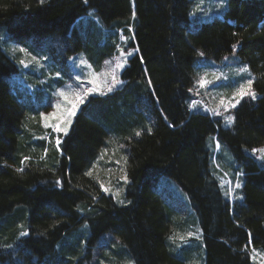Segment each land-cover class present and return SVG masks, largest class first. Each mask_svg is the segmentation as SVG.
I'll return each instance as SVG.
<instances>
[{
	"label": "trees",
	"instance_id": "16d2710c",
	"mask_svg": "<svg viewBox=\"0 0 264 264\" xmlns=\"http://www.w3.org/2000/svg\"><path fill=\"white\" fill-rule=\"evenodd\" d=\"M190 7L189 0H0V264H80L108 232L119 244L104 249L97 264H191V253L175 249L169 239L186 231L191 217L202 231L204 264H253L249 250H264V168L244 152L264 144V0H227L221 17L194 26ZM90 10L99 23L89 18ZM131 21V47L140 51L121 73L123 87L81 107L61 156L53 143L37 139L46 132L39 113L46 109L50 82L56 83L30 80L20 72L21 54L9 46L47 58L51 73L64 72L65 57L79 51L98 67L113 52L116 31L127 34ZM56 41L62 58L53 55ZM238 41L257 99L244 98L233 124L223 127L218 118L188 108V89L194 87L199 52L220 60ZM149 78L155 95L147 88ZM213 136L243 167L244 201L233 208L212 166ZM106 149L121 162V172L114 162L93 168ZM23 156L31 160L18 173ZM124 171L129 185L119 181ZM58 177L62 187L53 184ZM109 178L121 186L124 204L100 189ZM159 179V186L173 181L180 187L194 217L166 203L154 188ZM22 230L29 235L17 240ZM8 244L13 248L3 247Z\"/></svg>",
	"mask_w": 264,
	"mask_h": 264
},
{
	"label": "rangeland",
	"instance_id": "374dc122",
	"mask_svg": "<svg viewBox=\"0 0 264 264\" xmlns=\"http://www.w3.org/2000/svg\"><path fill=\"white\" fill-rule=\"evenodd\" d=\"M191 2V7H190V12H196L197 14L195 16H190V23L194 26L195 24L199 23H205L209 22L212 20L213 17H221L223 12L225 11L226 7L223 9H217L216 4L218 3V0H203V4L201 5V11L197 12V9L195 7L196 4L200 3V0H189ZM227 3V2H226ZM203 13H208L207 16H204ZM218 13V14H217ZM96 16V15H95ZM133 17V16H132ZM84 18V17H83ZM91 20L95 21L91 17H89ZM99 20V19H98ZM96 22V21H95ZM97 23V22H96ZM131 29V30H129ZM132 26V21L127 27V34H124L122 30H118L117 32V37L113 36L115 38V45L113 47V52L111 53L110 56H108L106 59L102 61L100 66L96 67L93 65V63L88 60L87 56L82 52H75L72 54H68L65 57L64 60V68L65 71L63 72V69L61 70H56L55 73H51L48 69V66L46 64L47 59H41L40 56L32 55L28 52H20L19 48L22 46H17V45H11L9 46V50L13 51L12 53L17 54L18 52L21 54L20 55V60H24L26 63H29L28 68H23L19 64L20 72H24V75H26L30 80H32L34 83L45 86L46 81H51V78L54 79L56 84H53L52 81L50 82L52 84L51 89H50V97H48V94H46V100L51 99L53 103L56 102L57 99H59L56 96H53L52 93H54L57 89H63L65 92L69 93V98H73L71 93L76 92L77 89V82L75 81V75L76 72L80 71L79 69H73L72 68V61H70L68 58L72 57L77 64H79L80 59H85L89 64L92 65L91 69L84 68L83 72L89 73V75L85 78L82 76V79L85 80V87H90L92 85L87 84L88 79H92L93 76L91 73H106L111 70V68L114 66L116 63V60L114 57L119 55V52L116 49V45L119 44L121 48H123L125 51H127L131 47V41L132 39H129V42L127 44H124L123 41L119 39L120 35H124L125 37L131 38L133 36L132 32H134ZM115 35V32H114ZM2 41V40H1ZM55 45H50L52 48H55L53 51V55L56 56L57 58H62L65 56L63 48L61 47L60 43L56 41L54 43ZM55 46V47H54ZM13 54V55H14ZM32 56H36L38 60H40V64L37 65L34 61H32ZM227 57V59H225ZM130 58V57H129ZM128 58V59H129ZM105 61H110L109 64H106ZM128 64V63H127ZM195 74H194V83L196 80L203 78L206 81H212V84H209L207 87H203L199 89V93L197 94L195 89L193 91V99L196 100L197 102H203L202 106L199 107V110L205 113H208L211 117L213 118H218L221 121V124L223 127H228L225 126L223 116H212L210 112H206L205 108L207 109H218L221 112H224L223 107H220V102L221 98L223 97L225 102H227L229 99L232 98L233 92L239 87L241 83H244L247 79H251L254 77L252 74L251 70L249 69L248 73H240L237 75L236 73L240 68H242L244 65H247L246 62H244L239 55L237 54V50L235 52H232L225 55L222 57L220 60H213L210 58L206 57H200L197 56L196 58V63H195ZM248 66V65H247ZM27 70H31V72H27ZM61 73V78H57L55 76L56 72ZM123 69L120 70V79L121 78V73ZM250 73V74H249ZM218 78V79H217ZM38 79V80H37ZM105 79L103 75L99 77L98 82H102ZM110 79V77H108ZM30 84V83H29ZM124 84V83H123ZM123 84L118 86L117 89L112 92L108 93L107 95H112L114 94L119 88L123 87ZM216 85V86H213ZM29 86V85H28ZM253 87V86H252ZM194 88V87H193ZM192 93V92H191ZM106 95V96H107ZM92 97H102L99 95L92 96ZM244 98H249V97H244ZM243 98V99H244ZM91 97H89V100ZM241 99L240 102L243 100ZM86 101L85 103H87ZM192 102V101H191ZM234 102V101H233ZM46 103V101H45ZM44 103V104H45ZM83 105H81L82 107ZM238 106V105H237ZM236 106V107H237ZM46 108L45 110L41 112H50L52 111L51 107H44L43 109ZM235 108H230L227 112H224V115H231L233 116V111ZM81 110V108L79 109ZM78 110V111H79ZM193 110V109H191ZM77 111V112H78ZM234 117V116H233ZM74 118V117H73ZM42 127L43 124L41 123ZM44 130H46L45 134L50 132L51 129H46L43 127ZM44 134V135H45ZM43 135V136H44ZM63 135V134H61ZM215 137L213 140L212 138ZM211 138L212 140V148H211V161H212V166L215 170V175L216 178L219 182V186L221 189V192L223 196L230 201L231 208L237 205H241L244 201V196H243V179H244V172H243V167L232 157V155L229 153V151L224 147L222 144H220V148L217 149L216 143L218 140L216 139V136H213ZM52 143L54 144V138H52ZM264 147V144L255 147L257 149ZM110 149V148H109ZM253 149V148H252ZM245 154L250 156L260 167L264 168V160L259 159L258 157L261 155L259 152H257L255 155L251 153V149H245L244 150ZM102 151L98 155L101 156ZM113 151H110L106 149L103 155V159L100 160H95L94 164L98 165L99 162L103 161L104 163H108L107 165L110 166L112 162H114L113 166L116 171H120L122 169V164L119 162V160H112L113 158L111 157ZM216 165H219L217 167ZM237 172H242L243 175L239 178L241 182V187L239 189H236L233 193V197H242V199H230L226 193L228 192L229 186L234 187L235 183L237 182V178L235 176V173ZM121 175V173H120ZM119 175V176H120ZM117 176V177H119ZM109 177V176H108ZM120 181V180H119ZM118 180L116 182H119ZM161 179L156 180L155 182L157 183L154 185L155 190L160 193V196L165 199L166 203L175 211L183 214V215H188L189 216H195L192 208L190 207L189 201L186 198L185 194L183 191L180 189V187L174 183L173 181L169 182L168 186H159L158 184L160 183ZM167 181V180H166ZM110 178L107 180L106 187H109L111 189V192H115L117 189H121V186L118 183H113ZM121 182V181H120ZM230 182V183H229ZM107 193V194H111ZM192 217L190 218V221L186 224L189 223L188 228L184 232H174V234L170 235L172 239L176 243H174V248L177 250H183L187 249L191 255L189 257L192 259L193 264H204L202 263V257L205 255V248L203 244V235L202 231L200 229V226L198 223L196 225H191ZM197 222V221H196ZM192 232L194 235L193 236H188V233ZM183 236L185 239L183 241L180 240V237ZM114 244H119V239L112 233L108 232L100 236L99 240L97 241V245L91 250L90 255L88 258L82 257L80 259V264H97L99 256L102 254L104 249H107L108 246ZM201 249V250H200ZM203 249V253H202ZM198 250H200V254L198 253ZM253 248L249 250V257L250 260L253 264H264V250H258L256 249V252L253 253ZM188 256V255H187ZM201 258H200V257ZM200 258V260H199ZM191 263V264H192Z\"/></svg>",
	"mask_w": 264,
	"mask_h": 264
},
{
	"label": "snow or ice",
	"instance_id": "6c2138e0",
	"mask_svg": "<svg viewBox=\"0 0 264 264\" xmlns=\"http://www.w3.org/2000/svg\"><path fill=\"white\" fill-rule=\"evenodd\" d=\"M226 2L227 0H218V3L216 4L217 9H223L226 7ZM39 3L43 5L45 3V0H39ZM84 3L87 4L88 0H84ZM203 4V0H200L199 4H196L195 7L197 9V12L201 11V5ZM197 13L196 12H189L188 15L190 16H195ZM218 14V13H217ZM204 16H207L208 13H203ZM88 16L91 17L92 19L96 20L97 23H99L98 18L95 16V11L90 10L88 13ZM133 18H135L136 13L133 11L132 13ZM131 30V29H129ZM2 38V37H0ZM119 39L124 42V44H127L129 42V39L134 40L135 36H132L131 38L125 37L124 35H120ZM239 41L236 44L232 45V50L235 52L238 48ZM116 49L119 52V55L114 57L116 60V63L114 66L111 68L109 72L106 73H91L93 76L92 79L87 80V84L92 85L90 87H85V80L82 79L83 77H87L89 73L83 72L84 68L91 69L92 65L87 62L85 59H80L79 64L76 63V61L72 58L69 57L68 59L72 61V68L79 69L80 71L76 72L75 75V81L77 82V91L74 93H71L73 98H69V93L65 92L63 89H57L54 93H52L53 96L58 97L59 99L56 100L55 103L52 102L51 99H47L46 103L42 106L44 107H51L52 111L50 112H40L39 117H40V123L43 124V127L46 129H51L50 132L46 133L44 136L38 137L37 139L39 140H47L49 144H52V138H54V148L56 151L60 152L61 156L63 155L62 151V143L63 139L69 134L70 127L73 123V117L76 116L77 111L81 108V105H84L86 101L89 103L91 102L89 100V97L92 96H106L108 93L114 92L118 86L122 85L124 81H122L120 77V70L124 69L128 63V58L133 57L135 53H138L140 51L139 48H130L127 51H125L123 48L120 47L119 44L116 45ZM19 51L24 53L27 52V49L20 47ZM198 56L203 57L204 53L199 52ZM41 59H47V58H41ZM227 59V57H225ZM32 61H34L37 65L40 64V60L37 59L36 56H32ZM23 68H28L29 63H26L24 60H20L18 62ZM106 64H109L110 61H105ZM140 63L143 64L144 60L143 57H140ZM249 69L247 65H244L242 68L238 70L236 73L239 75L240 73H248ZM250 74V73H249ZM103 75L105 79L102 82H98L99 77ZM145 75H147V69H145ZM55 76L57 78H61V73L58 71L56 72ZM110 77V79H108ZM218 79V78H217ZM255 77L251 79H247L244 81V83H241L239 87L233 92L232 98L229 99L227 102H225L224 98H221L220 102V107H223L224 112H227L230 108H236V106L240 103V100L243 99L244 97H250L252 100L257 99V93L253 89V81ZM209 84H212V81H206L203 78H200L195 81L194 83V88H189L188 92H193L194 89L196 93H199V89L203 87H207ZM216 86V85H213ZM147 88L148 89H153L152 94L155 95L154 92V86L152 84V80L149 78L147 80ZM234 101V102H233ZM202 101L197 102L196 100H192L191 103L188 104L189 109L193 110H199V107L202 106ZM206 112H210L212 116H223L224 124L225 126L230 127L233 122H234V117L231 115H224V112L219 111L218 109H207L205 108ZM33 120L36 119V117H32ZM147 131L150 133L152 129L149 127ZM63 134V135H61ZM136 137H139L142 135L141 131H136L134 133ZM213 140L215 137L212 138ZM217 149L220 148L219 142L216 143ZM49 149L48 147L44 148V153L45 155L41 157V160H44L46 158V155L48 153ZM106 150H102L101 156L97 157V160L103 159L104 152ZM257 152H259L261 155L258 157L261 160H264V147L262 148H253L251 149V153L255 155ZM31 160V157L29 156H23L20 160V165L21 167L17 168L16 171L18 173H22L25 169V167L28 165L29 161ZM69 160H71V157H69ZM125 164L127 163V157L124 158ZM57 164H59V161H57ZM96 165L93 164V168ZM219 167V165H216ZM86 176H91L92 175V169H89L87 172L84 173ZM243 175L242 172H237L235 173V176L237 178V182L235 183V186H229L228 192L226 195L230 199H242V197H233V193L236 189H239L241 187V182H240V177ZM119 180L122 181L125 185L130 184V180L128 177V174L126 171H124V174L119 177ZM230 183V182H229ZM53 184L56 187H62V180L61 178H57ZM100 189L104 193H110L111 189L109 187H106L103 183H100ZM122 189H117L115 192H111V197L112 199H116L117 203L124 204L125 201L123 199H120ZM97 197L92 196V199L95 200ZM77 211L83 212V209H81L79 206H77ZM88 229V224L85 223L82 225V230H87ZM29 235V232L27 230H22L19 232L17 236V240H19L21 237H26ZM194 234L192 232L188 233V236H193ZM169 239H172V237H169ZM185 238L183 236L180 237V240L183 241ZM249 245L251 244V234H249ZM4 248L7 249H12L13 245L8 244L4 245ZM247 248V245L245 246ZM253 253L256 252V249L253 248ZM101 264H103V261H101ZM128 264H134L133 261H128Z\"/></svg>",
	"mask_w": 264,
	"mask_h": 264
}]
</instances>
